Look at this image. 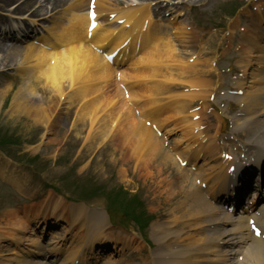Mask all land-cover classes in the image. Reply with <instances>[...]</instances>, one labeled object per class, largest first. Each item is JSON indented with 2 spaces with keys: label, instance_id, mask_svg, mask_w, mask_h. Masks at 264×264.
Wrapping results in <instances>:
<instances>
[{
  "label": "bare ground",
  "instance_id": "1",
  "mask_svg": "<svg viewBox=\"0 0 264 264\" xmlns=\"http://www.w3.org/2000/svg\"><path fill=\"white\" fill-rule=\"evenodd\" d=\"M38 1H40V5L34 10L35 13L45 10L49 6L54 10L68 5L64 9L65 16L55 20L48 31V35H45L41 40L44 46L43 50L33 45H28L27 47L19 45L20 41L16 33L10 29L11 26H7L9 29H0V36L2 35L4 39L11 41L7 42L6 40L0 39V67H9L19 59L25 64L34 66L20 69L22 70L20 71L22 78L27 79L28 82H26L25 86L18 89L12 98L8 112L11 117L35 116L36 121H49L53 116L52 112L54 108L56 110V105L61 98L64 99V104L56 116L55 124H58L67 108L68 99H80L90 92L87 91L88 88L84 83V80L87 79V68L100 69V66H106L105 71H103L104 74L98 72H95V74L99 81L98 86L100 88H109L112 86L111 81H113V77L105 76L111 66L107 58L113 59L114 64L120 66L127 59L140 55L147 48L145 45L153 47L157 43L169 40L177 43L185 55L187 50L185 48L188 42H200L206 38V36L200 35L199 33L186 34L182 29L177 27L173 35H168L167 30H164L165 19L162 11L159 10L156 13L152 11V6L158 4L154 0H138L145 2H135L133 6L124 8L118 7L120 2L114 4L112 0H96L94 2L95 7L93 8L92 22L89 19V13L85 12L86 7L89 5V0H44L45 3L41 2L43 0H24L16 10L20 12L30 11L34 7L33 4H36ZM12 2L14 0H0V7H8ZM122 3H124V0L120 3V6ZM181 3L177 2L178 5ZM154 16L160 18L157 20L160 22L157 28L154 27ZM261 20V23H255L252 20L250 25H255L256 29L250 30L246 36L242 35L240 37L244 43L243 52L246 54L244 55L243 53V60L241 61L245 76L248 75V71L253 67H257V69L254 68L255 74L250 81L252 85L251 93L237 98L239 104L243 101L245 102V107L242 110L243 115L233 119L234 132L241 133L247 130L253 135L252 142L250 139L249 141L255 149L254 154L253 152H248L249 156L253 157V160L243 161V164L238 166L235 161V153H229L234 158L226 160L223 158V154L224 156L226 154L221 152L220 154L222 156L220 157L224 159L221 162L223 167L220 175L221 178L216 177L214 184L206 190H202V183H199L200 189H198L195 187L197 186L198 180H191L188 171H186V174L179 166L178 159L181 156L185 157L184 154L182 152L178 153L177 148L176 158L174 159L163 148L162 144L160 145V141L152 132L151 137H149L148 148L152 155V160L157 165L160 164L155 170L160 171L162 170L163 164H170L164 171L167 173L169 169L173 170V175L176 178L168 179L169 183L165 190L169 193L170 199L174 200L176 196L180 199L174 202L167 216L163 218V222L155 233L156 235H154L156 239L158 238V247L161 249L160 254L156 257H150L148 261H146V258L144 261L140 259V264H241L236 262V257L244 249H247L246 254L249 255V258L256 261L257 264H264V206L261 207L260 205L263 203L264 197L260 193L258 195V191L250 193L255 188L252 184L251 172L261 167L262 172H264V153H261L262 149L264 150V47L259 43L264 38V16ZM0 22L5 24L6 19L0 18ZM235 29L236 27L232 28L233 32ZM230 39L233 42L235 35ZM74 43H79L80 45L72 46L71 44ZM64 46L67 49L60 50ZM162 52L163 56L168 54V51L165 49L159 50L158 54ZM169 57L172 58L171 62H163L162 60L159 62L155 61L152 72L134 73V79L152 80V85L154 86L151 85V88L148 86L142 91L132 89L129 93L130 102L140 105L147 97L145 94L150 93L152 97H155L154 91L158 87H162L167 91H174L172 87H178L180 85L178 81L183 82L186 78L194 79L196 77H199V79H207L211 76L212 72L194 70L193 68H182L177 54H170ZM67 58L70 60L66 63ZM139 59H142V57ZM142 61L152 62L149 57L144 56ZM149 67H151L149 64H143L138 68L147 69ZM173 71L174 73H172ZM92 73L90 72L89 74ZM147 73H151V75ZM165 74H168L169 78L163 81ZM160 76L164 78L159 80ZM127 77H124V81L130 83ZM45 79L49 86L46 93L43 91L45 94L44 98L47 100L38 104L28 94L30 91L40 90ZM75 82L81 83L78 89H75ZM188 83L191 84V81H188ZM240 83L245 82L239 78L237 84L240 85ZM203 86L207 87L208 85L203 83ZM11 89L12 87L7 88L6 94ZM50 90L51 92H49ZM119 92V90L114 91L115 96ZM108 93L113 95V89H107L106 94ZM46 94L48 95L46 96ZM66 94H68L67 98ZM193 95H175L174 91L172 95L168 96L167 101L160 108H156L157 105L154 102L151 107V113L153 116H157L164 115V113L171 111L174 107H177L179 110L185 109L189 105H182L180 98H188L191 103L199 96H203L199 94V96L193 97ZM126 119L127 129L125 135L128 139H133L134 144V134H139L143 127L136 124L130 114ZM202 122L203 118L197 124L196 128L194 125L191 126V123L184 125L188 129L187 135L184 134L185 128H182L183 126L177 129V131L183 133L180 146L187 145L186 148L196 146L198 141H200V136L197 138V135H199L197 134V130L201 129V126L205 127L208 132L211 131V126L207 127V123ZM164 124L159 123L160 127L166 130L167 134L176 131L174 128L168 129L166 124ZM190 130L191 132L188 134ZM129 131L130 134H128ZM136 141L139 142L138 140ZM215 143L217 147L222 148L219 142L216 141ZM242 146L247 147L249 145L242 144ZM238 150L241 151L242 149L238 148ZM200 156L203 159L205 158V160H210V162L215 160V153L211 147L204 153L200 152L198 157ZM233 165L236 166V170L230 173L229 169ZM0 175L5 176L2 172H0ZM147 177L152 178L150 173ZM252 194H254L253 197ZM248 196L253 199L251 201L252 206L244 212V217L239 220L234 219L232 212L229 211L230 206L234 201ZM51 207L55 211L53 214L55 216L58 215L55 218L64 221V218H59L62 216L60 214L62 208L57 204ZM81 211L82 209H71L73 213V224L78 220ZM43 213L45 212L28 213L23 215L24 218H22L15 211L13 217L6 222L5 228L17 216L16 220L10 226L11 229L16 230V232L21 231L20 233H23V235L30 236V233L31 235H35V232H32L33 230L36 231L34 225L38 224L36 227L38 228L39 219L43 217ZM195 217L202 219L203 228L198 234L202 235L201 240L203 242L200 244H184L188 238H192L191 231H193V228L191 227L193 223L191 221L195 220ZM251 218H255L262 229V235L260 237H256L250 229L248 220ZM75 227H79L84 238L67 255V251L62 246H54L57 243L56 240H60L59 233H56L49 236V238L47 235V238H45L49 240L47 243H45L47 240L44 238L34 240L31 237L20 236L18 241L27 247H31V250L27 254L22 251V255L25 253L27 256H24L20 261L15 260L11 252L6 257H13L10 259L11 264H72L76 260H79V264H101L103 262L102 258L107 256L103 255L107 247L103 248L101 246L110 241V237H114L115 235L112 232L107 233L109 228L106 226L103 211L99 208L88 210L85 212L82 223L78 226L75 224L73 228ZM98 234L100 235L96 236ZM68 238V236H64V239H61V241L68 242ZM3 242H8V240ZM117 243L121 244L116 239L114 244ZM95 245H99V249L94 248ZM237 245H242V250L240 249L234 254L233 251ZM104 246L108 245L105 244ZM114 249L122 253V257L124 254L126 256V251L131 254L133 251L140 252L142 250V248L134 247V244H125L121 248L120 246H114ZM1 250L0 246V254ZM88 250L89 252H87ZM50 254H55V261L50 260ZM80 256L82 257L79 258ZM113 257L115 256H109V260H111H108L109 262L107 264H116L112 260Z\"/></svg>",
  "mask_w": 264,
  "mask_h": 264
},
{
  "label": "rangeland",
  "instance_id": "2",
  "mask_svg": "<svg viewBox=\"0 0 264 264\" xmlns=\"http://www.w3.org/2000/svg\"><path fill=\"white\" fill-rule=\"evenodd\" d=\"M189 1L192 5L190 6L192 7L190 14L199 22L201 25L199 28L204 29V33L209 32L210 27L212 29H221V26H212L226 18L225 15L224 18L221 17L223 13L218 11L220 3L224 0H210L209 2H203L202 5L199 4L200 0ZM229 1L232 2V0H227L226 3H223L229 4ZM41 2L45 3L44 0ZM21 3L22 0L14 1L8 7L0 9V17H8L17 29H22L25 24L28 25L34 29L32 38H42L44 35H47L46 28L39 26L35 27L36 24L33 23V21L41 22L44 20L30 19V17L34 16L33 12L39 7L40 1L33 4L34 7L27 12L16 10ZM48 8L49 10L40 11V13L43 12L44 16L48 17L46 21L48 25L53 24L55 21L52 20L53 15L56 20L57 18H63V10L54 11L50 6ZM66 23L68 24V22ZM238 43L239 42L236 41L235 45H238ZM240 45L243 46L242 43H240ZM205 48V51L201 54L213 53V56L217 55L219 52V37L213 41H209V44H207ZM231 49L232 48H230V50ZM243 51L244 50L242 49L237 53L231 52L230 55L227 52L225 54L227 59L221 63L220 68L232 66L235 72H238V70L242 71L238 58L241 56L240 54H243ZM203 65L204 63H202V66ZM13 66H15V68H12ZM23 67L24 65L21 62L10 67H0V90L3 89L1 84L11 85L13 82L7 77H10L11 75L15 76L17 74L16 70ZM209 68L211 69L210 66ZM92 71L93 68H87V79L84 81L87 85H90L93 88L85 97H83L82 100L68 99V104L66 105L68 109L66 108L58 124H55L57 119L56 116L60 110L58 107L57 112L54 114L55 117L49 121L43 122L36 121L35 116L11 117L8 114L11 101L7 103L9 105H4L2 108L1 104L3 103V100H0V129L3 130L4 134L9 133L10 136L16 135L21 142L20 144H17L16 147H11L10 150L13 152L14 160L19 163L0 153V169L13 174L18 180V185L22 194L28 199L40 202L41 205L39 208L48 207L50 203L55 202L56 198H58L56 193L52 190H47L44 187V184L56 185L63 191L73 195L71 190L66 187L74 186L78 182H97L100 184V187L99 185H96V187L102 188V191L104 192L102 196L104 197H102L100 201L94 202V204H98V207L104 206V208H106L107 205L105 194L107 192L111 194V190L116 187H121L133 193H138L141 196L146 209L151 215H153L151 227L144 234L148 243L144 241L145 239L139 232L138 225L135 222H132L131 219H127V216L123 211L113 213L116 218V221L114 222L116 227L112 229H114L116 234L121 238L122 245L128 241L131 242L133 239H136L137 245L145 249L144 252H142L143 255H151L154 252L159 253V248H157L153 238L154 234L158 231V225L160 226L163 222V218L167 216L169 210L174 205V202H177L180 199L178 196L174 197V200L170 199L169 193L165 190L169 183L168 179L176 177L173 175V170L169 169L167 173L164 171V169L170 164H163L162 170L160 171L155 170L160 164L157 165V163L152 160V155L148 148L149 137L151 134L143 122L144 127L139 124L143 127L142 130H140V133L134 134V144L133 139H128L125 135L127 129L126 118L129 114L134 118L132 106L124 98H120L119 101L113 103L112 101L118 98H113L115 96L114 90L113 95L110 93L106 94L105 88H101L100 90L98 87L97 76L95 74H89ZM147 74L151 75V73ZM250 80L251 76L249 75L246 79V86H251L249 83ZM187 81H189L188 78H186L184 82ZM26 82H28V80L22 78L21 85L18 86L17 81L16 84L18 87L14 89V93L21 87L25 86ZM226 82L229 86H233L232 79L228 78ZM75 84L77 86L81 85L79 82H75ZM47 86L48 85H46L45 88H47ZM212 88L213 86L209 88L208 91L210 92ZM248 89L251 88L247 87L245 90L247 91ZM175 91L183 92V89ZM171 93V91L160 92L157 97L161 102ZM207 94L208 93L203 92V95ZM13 95H11L10 99H12ZM28 95L35 101L47 100L43 99L38 91H30ZM193 97L197 96L193 95ZM83 100L86 102H82ZM182 100H184L186 105L191 107L193 101L196 99L191 103L188 98H182ZM81 104H84L83 108ZM230 106V113L235 112L232 108H235V105L231 103ZM183 112H185V110ZM181 115L182 112L174 108L171 111L164 113L162 116L165 117L160 118L158 122H164L166 124L167 122H172L171 125H168L169 128H172L177 123L179 125L183 123L181 118L178 119ZM231 117H234V114H231ZM217 120L219 121L218 118ZM134 121L136 124L139 122L135 119ZM128 134H130V131ZM173 138H177L178 140L181 138V133H176ZM31 141L35 143L30 144ZM50 142H53V144L47 146ZM232 143L239 144V142L235 141H232ZM25 154L26 156L40 157V161L37 165H30L25 161ZM46 163H50L48 169L42 172H37L38 167H42ZM194 164H197V162L191 160L190 165L193 166ZM201 164L202 162L200 165ZM207 168H209V166L202 168L200 172L203 174L210 173V171H207ZM149 173L152 176L151 179L147 177ZM195 173L197 172L195 171ZM76 174L77 176H75ZM65 175H73L74 177L71 180H65L62 182V177ZM99 193L100 191H98V195ZM14 195L15 194H13L11 190L3 187L0 183V246L2 249L0 254V264H11L10 259L13 257H6L7 254L11 250L20 251L22 246L17 244L18 239L20 236H29L23 235V233L20 235L21 231L16 233V230L11 229L10 226L12 225V222L16 220L17 216H15V219L11 221V224L7 228H5L6 222L13 217L14 210L18 211L17 215L24 218L22 216L23 211L29 210L31 206L37 204L33 203L31 206H26L23 203V199L22 203H19L16 208H13L12 200H17V198H13ZM21 204L23 205L22 207ZM36 209L37 206H34L33 210ZM125 218L126 220H124ZM198 227H200L199 223L196 228ZM134 230L138 235H133ZM77 232L78 230L76 229L72 233V239H74L75 242H77L75 237ZM14 233H16L15 236ZM31 238L39 239L37 231L36 235ZM191 239L192 240H188V242L198 241L199 237H196L193 234ZM5 240H8V242H3ZM147 244L152 246V248ZM112 253L114 256H117L112 259L114 261L116 260L118 262L127 259V256L121 258L120 253L117 255V252L111 247V249L106 251L108 256H106V260L112 255ZM134 261H130L128 264H139V261Z\"/></svg>",
  "mask_w": 264,
  "mask_h": 264
}]
</instances>
